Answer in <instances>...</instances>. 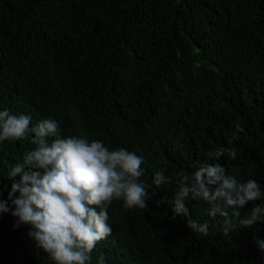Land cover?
I'll use <instances>...</instances> for the list:
<instances>
[{"label": "trees", "instance_id": "obj_1", "mask_svg": "<svg viewBox=\"0 0 264 264\" xmlns=\"http://www.w3.org/2000/svg\"><path fill=\"white\" fill-rule=\"evenodd\" d=\"M5 109L143 157L148 207L114 200L113 232L90 264L102 254L106 264H264L254 239L264 240V224L225 233L223 217L189 198L191 219L209 225L194 232L172 211L175 188L153 183L159 170L219 162L264 191V0H0ZM220 147L236 159L207 161ZM34 148L30 138L0 142V199L20 180L11 166ZM256 204L264 199L242 214ZM15 219L0 214V264H54Z\"/></svg>", "mask_w": 264, "mask_h": 264}, {"label": "clouds", "instance_id": "obj_2", "mask_svg": "<svg viewBox=\"0 0 264 264\" xmlns=\"http://www.w3.org/2000/svg\"><path fill=\"white\" fill-rule=\"evenodd\" d=\"M31 119L0 110V142L30 138L35 145L11 166L9 178L19 176L20 180L9 192L11 206L0 199V214L11 213L16 218L14 228L30 225L28 237L54 264H90L97 244L113 232L108 208L114 200L123 201L129 209L148 207L152 195L140 180L143 157L125 148L109 150L102 141L87 137L62 136L55 119L30 126ZM236 130L244 131L240 124ZM226 154L230 160L236 159L234 148L220 147L205 155L207 161H219ZM192 167V172L182 170L171 176L159 170L153 180L157 187L175 188L172 211L187 217L192 231L206 236L209 225L191 219L186 206L189 198L207 204L211 217H223L225 233L264 224V204H256L242 214L250 202L264 199L260 183L238 182L219 162H197ZM254 239L264 251V240ZM97 264H106L103 254Z\"/></svg>", "mask_w": 264, "mask_h": 264}]
</instances>
